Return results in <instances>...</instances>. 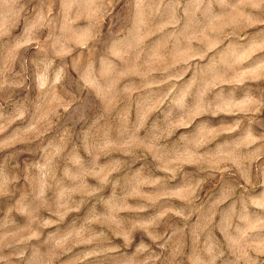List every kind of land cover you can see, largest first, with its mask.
Here are the masks:
<instances>
[{
  "label": "rangeland",
  "instance_id": "obj_1",
  "mask_svg": "<svg viewBox=\"0 0 264 264\" xmlns=\"http://www.w3.org/2000/svg\"><path fill=\"white\" fill-rule=\"evenodd\" d=\"M0 264H264V0H0Z\"/></svg>",
  "mask_w": 264,
  "mask_h": 264
}]
</instances>
